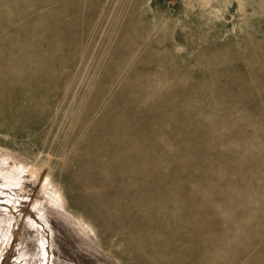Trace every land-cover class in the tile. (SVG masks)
Listing matches in <instances>:
<instances>
[{
    "label": "rangeland",
    "instance_id": "1",
    "mask_svg": "<svg viewBox=\"0 0 264 264\" xmlns=\"http://www.w3.org/2000/svg\"><path fill=\"white\" fill-rule=\"evenodd\" d=\"M1 232L0 264H264V0H0Z\"/></svg>",
    "mask_w": 264,
    "mask_h": 264
},
{
    "label": "bare ground",
    "instance_id": "2",
    "mask_svg": "<svg viewBox=\"0 0 264 264\" xmlns=\"http://www.w3.org/2000/svg\"><path fill=\"white\" fill-rule=\"evenodd\" d=\"M5 218H6V216H5ZM3 219H4V218H3ZM3 219H2V220H3ZM6 221H7V219H6ZM2 232H3V231H2ZM2 232H1L0 234H2ZM11 238H12V237H11ZM3 240H4V239H3ZM7 249H8V248H7ZM0 253H1V252H0ZM1 255H2V254H1Z\"/></svg>",
    "mask_w": 264,
    "mask_h": 264
}]
</instances>
